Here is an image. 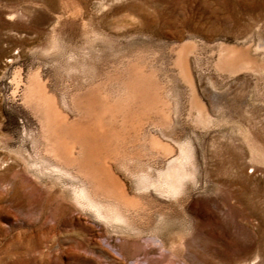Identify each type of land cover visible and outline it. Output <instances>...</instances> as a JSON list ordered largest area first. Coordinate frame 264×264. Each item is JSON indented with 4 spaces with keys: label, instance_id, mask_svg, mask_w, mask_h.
Masks as SVG:
<instances>
[{
    "label": "rangeland",
    "instance_id": "obj_1",
    "mask_svg": "<svg viewBox=\"0 0 264 264\" xmlns=\"http://www.w3.org/2000/svg\"><path fill=\"white\" fill-rule=\"evenodd\" d=\"M0 264H264V0H0Z\"/></svg>",
    "mask_w": 264,
    "mask_h": 264
},
{
    "label": "bare ground",
    "instance_id": "obj_2",
    "mask_svg": "<svg viewBox=\"0 0 264 264\" xmlns=\"http://www.w3.org/2000/svg\"><path fill=\"white\" fill-rule=\"evenodd\" d=\"M233 66L235 67L236 64H233ZM25 96L27 99L35 98L34 90L29 87L26 91ZM202 113H204V111H202ZM43 114L45 123L48 124L49 128H51L50 123L54 121L52 112L50 110H44ZM101 130L102 129L99 128L97 122L92 126L82 124H70L65 129H61V131L64 133L63 136L57 135V137H54L53 139L50 138V141L47 144L48 151L56 158H62L64 156L70 157V146L76 139L80 140L82 152L85 148L96 147V142L94 141L96 138H98L100 133H102ZM177 187L178 184L176 179L172 180L169 183V189L171 191H175Z\"/></svg>",
    "mask_w": 264,
    "mask_h": 264
}]
</instances>
